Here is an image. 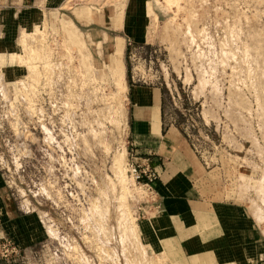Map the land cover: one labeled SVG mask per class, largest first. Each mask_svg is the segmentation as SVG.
I'll return each mask as SVG.
<instances>
[{"label": "rangeland", "instance_id": "obj_1", "mask_svg": "<svg viewBox=\"0 0 264 264\" xmlns=\"http://www.w3.org/2000/svg\"><path fill=\"white\" fill-rule=\"evenodd\" d=\"M109 1L70 0L9 35L0 8V244L19 245L12 264H168L142 234L157 199L130 173L129 84L162 89L165 124L219 166L264 234V0H150L144 43L122 40V56L74 17Z\"/></svg>", "mask_w": 264, "mask_h": 264}, {"label": "crops", "instance_id": "obj_2", "mask_svg": "<svg viewBox=\"0 0 264 264\" xmlns=\"http://www.w3.org/2000/svg\"><path fill=\"white\" fill-rule=\"evenodd\" d=\"M68 1L0 0L1 18L6 19L3 34L9 35L12 28L18 31L27 16L24 26L38 23L47 11L62 8ZM114 1L86 7L85 22L80 13L74 17L91 34L114 39V56L117 45L122 56V40L124 48L144 43L150 0H123L120 9H115ZM128 89L129 133L140 155L134 159L159 174L157 206L142 234L168 264H264L260 226L249 208L221 186L226 178L216 170L219 166L209 167L174 124H165L161 89L140 84ZM0 260V264H12Z\"/></svg>", "mask_w": 264, "mask_h": 264}, {"label": "built area", "instance_id": "obj_3", "mask_svg": "<svg viewBox=\"0 0 264 264\" xmlns=\"http://www.w3.org/2000/svg\"><path fill=\"white\" fill-rule=\"evenodd\" d=\"M130 173L134 182H136L142 189L152 196L156 201L157 191L155 188L156 181L159 178L158 172L146 163L134 165L130 163ZM20 253L18 244H13L11 241L6 240L0 244V259L15 260Z\"/></svg>", "mask_w": 264, "mask_h": 264}, {"label": "bare ground", "instance_id": "obj_4", "mask_svg": "<svg viewBox=\"0 0 264 264\" xmlns=\"http://www.w3.org/2000/svg\"><path fill=\"white\" fill-rule=\"evenodd\" d=\"M23 39V38H22ZM26 40V39H25ZM22 44V43H21ZM23 45V44H22ZM25 47V46H24ZM30 69V68H29ZM31 70V69H30ZM39 73V72H38ZM32 74V73H31ZM115 80H116V84H118L119 83V88L122 90V91H126V89H127V87H126V84H125V82L122 80V77H120V74H118L117 75V77L115 78ZM119 89V90H120ZM122 158V157H121ZM119 160V159H118ZM117 162V161H116ZM120 169V168H119ZM122 177V176H121ZM124 177V176H123ZM122 179V178H121ZM124 179V178H123ZM122 179V180H123ZM123 182V181H122ZM123 184V183H122ZM124 185H125V182H124ZM124 185H122V186H124ZM140 187V186H139ZM123 188H125V189H128L126 186L125 187H122V190H125V189H123ZM121 190V189H120ZM126 192V191H125ZM124 192V193H125ZM128 192V191H127ZM126 194V193H125ZM122 197V196H121ZM132 220V219H131ZM131 229V228H130Z\"/></svg>", "mask_w": 264, "mask_h": 264}, {"label": "trees", "instance_id": "obj_5", "mask_svg": "<svg viewBox=\"0 0 264 264\" xmlns=\"http://www.w3.org/2000/svg\"><path fill=\"white\" fill-rule=\"evenodd\" d=\"M131 84H129V86H130ZM161 93H162V102H163V104H164V92L162 91V89H161Z\"/></svg>", "mask_w": 264, "mask_h": 264}]
</instances>
